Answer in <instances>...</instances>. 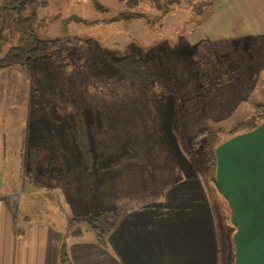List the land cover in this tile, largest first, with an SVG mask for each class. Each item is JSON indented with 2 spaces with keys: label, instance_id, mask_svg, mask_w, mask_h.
Instances as JSON below:
<instances>
[{
  "label": "rangeland",
  "instance_id": "374dc122",
  "mask_svg": "<svg viewBox=\"0 0 264 264\" xmlns=\"http://www.w3.org/2000/svg\"><path fill=\"white\" fill-rule=\"evenodd\" d=\"M33 36L45 53L0 70V196L78 237L163 195L180 153L216 195L231 264L213 158L264 120V0H0V59Z\"/></svg>",
  "mask_w": 264,
  "mask_h": 264
},
{
  "label": "crops",
  "instance_id": "0c3cea01",
  "mask_svg": "<svg viewBox=\"0 0 264 264\" xmlns=\"http://www.w3.org/2000/svg\"><path fill=\"white\" fill-rule=\"evenodd\" d=\"M179 156L180 173L163 183V195L128 209L105 244L87 229L73 237L49 217L21 216L0 196V264H60L63 248L67 264H226L208 193ZM215 160L234 230L231 264H264V120L224 138Z\"/></svg>",
  "mask_w": 264,
  "mask_h": 264
},
{
  "label": "trees",
  "instance_id": "16d2710c",
  "mask_svg": "<svg viewBox=\"0 0 264 264\" xmlns=\"http://www.w3.org/2000/svg\"><path fill=\"white\" fill-rule=\"evenodd\" d=\"M43 44H45V42L38 40V38H36L35 36L32 37V39L29 42V46L27 47H17L12 49L11 51H9V53L6 55V57H4L3 59H0V70L7 67V66H11V65H17V64H26L27 61L29 59H32V57L34 55H37L38 53H45L46 51V47L43 46ZM29 57V58H28ZM258 109H263L262 106H258ZM264 114V109H263V113ZM259 121H250L248 124H241V127L239 129L238 132L241 131H245V130H251L257 127ZM209 133V130H202L197 134V139H199L200 137H204ZM236 133V132H235ZM234 133V134H235ZM214 155V154H213ZM215 159V155L214 158ZM215 168L213 171L214 174V179H213V184H214V191L215 194H217L218 196L221 197V194L217 188V181H216V160L214 161V166ZM204 187L206 189V192L208 193V199L209 202L212 206V209L214 210L215 213V218H216V224H218V217H222V211L218 212L215 209V196L211 190H210V186H209V182H207L206 180H204ZM221 213V215H220ZM223 218V217H222ZM229 218V217H228ZM83 222L86 223L89 226V229L91 232H93V234L95 235L96 239L105 244V237L107 235H109L112 230L115 228L117 222H111V217H108V215L104 212L101 213L97 216H93V217H85L83 218ZM218 227L220 228L219 224ZM234 233V230H232V235ZM224 242V238H220V244L222 245V243ZM225 244V242H224ZM68 261V257H67V253L64 250V248L62 249V252L60 254V264H67ZM225 264V263H224Z\"/></svg>",
  "mask_w": 264,
  "mask_h": 264
}]
</instances>
